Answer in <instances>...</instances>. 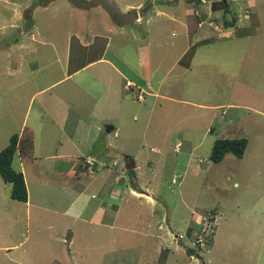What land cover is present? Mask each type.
<instances>
[{
	"label": "rangeland",
	"instance_id": "rangeland-1",
	"mask_svg": "<svg viewBox=\"0 0 264 264\" xmlns=\"http://www.w3.org/2000/svg\"><path fill=\"white\" fill-rule=\"evenodd\" d=\"M205 1L194 17L201 0H0V151L25 129L35 145L13 160L29 205L0 177V264L131 262L151 243L169 264H264V0ZM186 20H204L200 43ZM240 138L243 158L210 161L217 139ZM75 184L98 195V224L120 207L115 228L67 227ZM208 214L211 248L189 256Z\"/></svg>",
	"mask_w": 264,
	"mask_h": 264
},
{
	"label": "crops",
	"instance_id": "crops-1",
	"mask_svg": "<svg viewBox=\"0 0 264 264\" xmlns=\"http://www.w3.org/2000/svg\"><path fill=\"white\" fill-rule=\"evenodd\" d=\"M197 7H200V8H197ZM197 7H193L194 9H191V12L193 13V10L195 11V10H199V12H200V14L199 15H202V16H204L205 14L203 13V10H205V9H207V4L206 3H202L201 2V4L200 5H198ZM204 8V9H203ZM212 15V14H211ZM194 17H196L195 15H193ZM245 16V15H244ZM245 18V17H244ZM190 20H192V19H190ZM239 20V19H238ZM198 23H190V22H188L187 23V20H186V30H188V29H191V31H192V33L194 34V37H193V39H195V44H192V45H196V44H198V43H200L201 41H202V36H201V33H202V28H200L198 25H197ZM242 35H245V34H240V36L239 37H242ZM200 37H202L201 38V40H200ZM197 39V40H196ZM204 41V40H203ZM203 45H205L204 43H202ZM191 46V45H190ZM189 49H186L185 51H184V54L188 51ZM197 49H195V51H196ZM193 60V59H192ZM89 65V64H88ZM87 123H89V122H87ZM88 127L89 128H92L90 125H88ZM94 143L95 142H93L92 141V143H91V147L94 149ZM107 146H105V148H106ZM34 148H35V145L33 146V150H32V152L34 151ZM103 152L101 151V152H98V153H96L97 155H100V154H102ZM58 154V153H57ZM72 154H74V153H72ZM31 155V154H30ZM29 155V156H30ZM56 156H58V155H56ZM59 156H61V155H59ZM88 158H90V157H88ZM20 159H22V158H20ZM23 160V159H22ZM95 164H97V167H96V171H97V168L100 166V164L101 163H98V162H94ZM114 164V163H113ZM113 167H114V165H113ZM79 171V170H78ZM114 170H112L111 171V173H109V175L108 174H105V175H108V176H110V178H111V175L110 174H112V172H113ZM110 178H105L104 176H102L101 177V179H106L107 181L106 182H103V183H106L105 185H106V187L105 188H103L102 189V191H104L105 192V195H104V197H105V199H112L113 197L110 195L111 194V192H112V190H111V188H112V186L114 185L113 183H114V180H113V182L109 185L110 187L109 188H107L108 187V181L109 180H111ZM90 184V183H89ZM115 185H117V183L115 182ZM87 185L85 186V185H82V184H75L74 186H72V187H70V186H67L66 187V189H65V192H67V194L69 195L68 197H69V200H68V207H67V209L65 210V212H63L62 214V216L63 217H66L67 219H68V221H69V225H67V227H69L71 224H72V222L74 221V222H77V221H83L85 224H86V221L88 222V223H90V225L91 226H95L96 224H97V226H99V227H94V228H91V226H90V228H89V230H91V231H97V232H99V231H101V229H97V228H100V227H102V228H107V227H110V230L111 229H113V228H115L116 227V219L118 218V215H119V208L120 207H117V209H116V211H115V217H114V219H113V221H109L108 223L110 224V225H103V224H98V223H100V221H93V219L94 218H96V217H100V216H96L95 215V211L97 210V208L99 207V206H96L95 207V211L93 212V214L92 215H90L89 217H87L86 216V211H87V209L90 207V204H91V199H96V197H98V195L97 196H95V195H91V197L89 196V197H87L86 198V192H87ZM96 191H97V193H101L102 191H100L99 189H96ZM116 191V190H115ZM115 191H113V193L115 192ZM150 199V198H149ZM29 200H30V198L28 197V202L26 203V205H29ZM119 201L121 202L122 201V198L121 199H119ZM97 214V213H96ZM85 216H86V219H85ZM101 216H103V214L101 215ZM102 218V217H101ZM30 218H28V220H29ZM191 219H194V218H191ZM195 222L196 221H198V218H195V220H194ZM199 222V221H198ZM28 223H29V221H28ZM169 224H170V221H169ZM171 225V224H170ZM66 227V228H67ZM49 228H51L52 229V226L50 227L49 226ZM118 229V228H117ZM135 232H137V231H135ZM79 233V231L78 232H75L74 231V233H73V235H68V238H69V247H70V251H72V249H71V247L73 246L74 247V245H75V243H76V236L77 235H79L78 234ZM138 233V232H137ZM84 235H85V240H86V230H85V233H83ZM83 234H81V235H83ZM148 234V233H147ZM28 237H26V239H27ZM155 239V238H154ZM164 239H167V238H164ZM169 245V244H168ZM137 246V248H141L142 249V245L139 243V244H137L136 245ZM151 247H154V248H148L147 249V251L146 252H144L141 256H140V258H135V259H133L131 262H126V261H123V260H121V259H116V260H113L110 264H169L170 262L167 260V258L166 259H164L163 261H161V260H159V259H156V258H154L153 257V255L154 254H156V249H155V244H153V243H151V245H150ZM170 246V245H169ZM17 246H14V247H7V248H5V250H7L8 248H10L9 249V251H7V253H9V252H11L12 251V249L13 248H16ZM171 247V246H170ZM169 248V247H168ZM167 248V249H168ZM211 248V247H210ZM163 250H165V248L163 247L162 248V252H163ZM169 250V249H168ZM73 252V251H72ZM117 253V252H116ZM88 255V254H87ZM87 255H86V253H85V255L83 256V257H87ZM81 256V255H80ZM88 257H89V255H88ZM193 257V256H192ZM55 259V258H54ZM54 259H52L48 264H60L59 262H55V261H53ZM55 260H57V259H55ZM97 260H95V261H92L91 259H85V260H83L82 258H73V260H72V264H102L101 262H96ZM204 262H205V260H204ZM26 264V263H25ZM62 264H68V261L67 262H65V263H62Z\"/></svg>",
	"mask_w": 264,
	"mask_h": 264
},
{
	"label": "trees",
	"instance_id": "trees-1",
	"mask_svg": "<svg viewBox=\"0 0 264 264\" xmlns=\"http://www.w3.org/2000/svg\"><path fill=\"white\" fill-rule=\"evenodd\" d=\"M220 4L223 7H227L228 10V6L225 5V2L222 1L220 2ZM235 21L236 19L233 18L232 23H226L227 27H233ZM27 131L28 130L25 129L21 136L17 134L11 136L8 146L0 151V177L5 183H9L11 185V192H10L11 199L22 203L28 202L29 194L25 182V177L23 173L18 172L13 168V160L17 154L29 156L33 150V146H34L33 135L31 132H29L31 135L29 137H26L25 134L27 133ZM26 138H27V142H26ZM247 146H248V140L245 138L217 139L211 151L210 161H212L215 164L221 163L228 154H232L236 158L241 159L243 158L246 152ZM127 161L131 163V164L128 163L129 169L127 175L132 180L133 183L132 187L135 190H137L138 189V185L136 182L137 173L135 171L136 166L134 159H132L129 156ZM86 167L92 168V165L90 166L86 163ZM121 177H124V175H121ZM216 227L217 225L212 227L210 233L213 234V230ZM198 251L200 250L198 249L195 250L194 248H190V247H188L187 249V253L189 254V256L196 255L198 258H200L201 255L199 254Z\"/></svg>",
	"mask_w": 264,
	"mask_h": 264
},
{
	"label": "built area",
	"instance_id": "built-area-1",
	"mask_svg": "<svg viewBox=\"0 0 264 264\" xmlns=\"http://www.w3.org/2000/svg\"><path fill=\"white\" fill-rule=\"evenodd\" d=\"M247 16L248 15L246 14L245 18H247ZM201 25L202 23L199 24V26ZM210 25H213V24L210 23ZM216 221H217V218L214 214H208L207 217H204L200 220L199 222L200 229L197 230L200 234L198 235V233H196V236L190 239L192 240V246L190 248H194L195 250L198 249L204 252L208 251L210 247H209L207 240L204 238V235H206L211 230L212 227L216 226ZM179 238L182 239L183 237L179 236Z\"/></svg>",
	"mask_w": 264,
	"mask_h": 264
},
{
	"label": "clouds",
	"instance_id": "clouds-1",
	"mask_svg": "<svg viewBox=\"0 0 264 264\" xmlns=\"http://www.w3.org/2000/svg\"><path fill=\"white\" fill-rule=\"evenodd\" d=\"M203 1H204V2H203ZM201 2L204 4L206 1H205V0H201ZM223 2H224V1H223ZM225 5H227L226 2H225ZM193 13H194L195 16L200 14L198 10H195V11L193 10ZM237 19H238V18H237ZM201 23H202V25L199 26V24H201ZM210 23H212V22H210ZM210 23H209V24H210ZM203 24H204V20L200 21L197 25H198L200 28H202V27L204 26ZM212 24H213V23H212ZM210 26H211V25H210ZM199 222H200V221H199ZM199 222H198V226H199ZM185 238H186V239H189V238H187L186 236H184V237L182 238V240L185 239ZM190 239H191V238H190Z\"/></svg>",
	"mask_w": 264,
	"mask_h": 264
},
{
	"label": "water",
	"instance_id": "water-1",
	"mask_svg": "<svg viewBox=\"0 0 264 264\" xmlns=\"http://www.w3.org/2000/svg\"><path fill=\"white\" fill-rule=\"evenodd\" d=\"M224 2H226V1L224 0ZM110 130H112V128L109 129V130H107V131H110ZM96 167H97V164H94V166H93V171L96 169Z\"/></svg>",
	"mask_w": 264,
	"mask_h": 264
}]
</instances>
